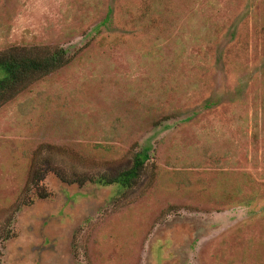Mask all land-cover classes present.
Instances as JSON below:
<instances>
[{"label":"rangeland","instance_id":"obj_1","mask_svg":"<svg viewBox=\"0 0 264 264\" xmlns=\"http://www.w3.org/2000/svg\"><path fill=\"white\" fill-rule=\"evenodd\" d=\"M36 45L71 61L0 107V264H264V0H0Z\"/></svg>","mask_w":264,"mask_h":264},{"label":"trees","instance_id":"obj_2","mask_svg":"<svg viewBox=\"0 0 264 264\" xmlns=\"http://www.w3.org/2000/svg\"><path fill=\"white\" fill-rule=\"evenodd\" d=\"M71 61L69 50L65 47L57 46H30L21 47L13 46L0 53V107L6 102L10 101L28 86L42 79L43 77L61 69ZM141 153L144 154L141 156ZM151 159L149 150L142 148L137 150L133 156L132 164L129 168L121 171L115 178H110L107 175H96L91 181L100 185L106 186L114 183L122 189V194L135 188L142 180V174ZM55 167V166H54ZM41 170L37 174L35 185V193L41 198L48 196L49 192L43 186L44 175ZM50 171L55 172L62 181L67 183H85V179L79 181V175L67 176L61 173L59 168H49ZM36 172L33 171V176ZM43 191L46 193L42 194ZM18 210H12L4 223L0 224V260L3 255V244L16 236L14 230L15 217L13 213ZM262 211V209L260 210ZM13 214V216H12Z\"/></svg>","mask_w":264,"mask_h":264}]
</instances>
